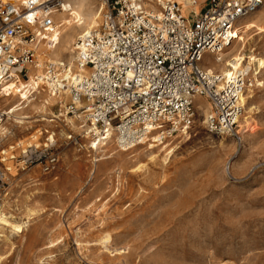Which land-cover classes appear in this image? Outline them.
<instances>
[{
	"label": "rangeland",
	"instance_id": "obj_1",
	"mask_svg": "<svg viewBox=\"0 0 264 264\" xmlns=\"http://www.w3.org/2000/svg\"><path fill=\"white\" fill-rule=\"evenodd\" d=\"M92 2L103 7L101 0ZM205 3L194 0L182 13L201 14ZM245 23L249 26L235 30L225 48L248 40L252 51L246 53L257 59L238 66L250 65L255 81L242 92L253 91V111L248 121L239 118L238 138L209 131L205 117L212 106L200 95L194 98L187 135L177 132L162 140L169 143L165 148H150L159 142L150 138L124 149L110 138L103 152H94L82 115L77 113L79 130L63 121L75 116L65 113L69 96L63 105L50 107L53 115L44 118L54 119L51 124L32 109L23 117L5 115L0 122V216L6 217L0 220V264H264V4ZM222 61L205 53L199 64L220 72ZM40 85L42 94L44 87L48 91L45 82ZM197 104H208L209 112L200 113ZM50 134L54 141L46 139ZM49 141L59 155L54 169L45 171L39 162L23 165L25 149Z\"/></svg>",
	"mask_w": 264,
	"mask_h": 264
},
{
	"label": "built area",
	"instance_id": "obj_2",
	"mask_svg": "<svg viewBox=\"0 0 264 264\" xmlns=\"http://www.w3.org/2000/svg\"><path fill=\"white\" fill-rule=\"evenodd\" d=\"M101 3L99 25L74 42V64L46 61L40 75L52 94L69 96L65 113L82 115L92 143L112 138L119 147L132 148L185 132L198 95L211 102L205 120L209 131L238 138L242 92L255 84L252 67L223 75L199 62L205 53L221 52L234 38L237 22L253 15L264 0H207L192 19L171 0L160 4V11L133 0ZM58 7L60 0H24L21 6L0 0V96L11 81L28 79L29 67H39L38 38L54 44L44 34L55 32L52 12ZM4 117L0 112V122ZM53 146L49 141L25 149L23 165L39 162L45 171L54 169L59 155Z\"/></svg>",
	"mask_w": 264,
	"mask_h": 264
},
{
	"label": "bare ground",
	"instance_id": "obj_3",
	"mask_svg": "<svg viewBox=\"0 0 264 264\" xmlns=\"http://www.w3.org/2000/svg\"><path fill=\"white\" fill-rule=\"evenodd\" d=\"M10 1L16 3L18 6H21L24 2V0H10ZM133 1L136 4L148 6V7H151L152 9H155L156 11H160L161 10L160 4H164V2L166 0H158V2H157V0H133ZM171 1L179 4V8H180L181 13H182V9L188 8L189 6H191L194 0H171ZM92 3H93L92 0H60V7L53 9L52 19H53V22L55 25V32L51 33L49 35H46V34H44V35H45V38L47 37L48 39H53V40H55V42H54V44H52L51 42H48L47 40H42V39L38 38V41L35 44V47H36V52H37V58L39 61V67L37 69H35L33 67H29L28 79L19 80L18 82L11 81L8 84L7 88L4 90V91H6V93H8V91L11 89V91L8 94H6L5 96L2 97L3 105H2L1 109H3L2 112H5L6 117H8V115H10V114H13L15 116L16 115L22 116V114L25 113L26 109H32V110H34L33 112L39 113V115L42 117L41 118L42 120H46L45 115L47 113H52V115H53V112L50 111V107L52 105H55L58 102H61L62 105L64 104V102L67 100V97H68L66 93L52 94V93H50L49 90H48L49 91L48 92L47 89L44 87V92L42 94V91H41L42 85H40V83L42 81H41L40 76H39V74L41 73V67H43L42 63L46 62V61H56L58 59H62L65 57L67 59V62L70 64L72 63V61H74L75 55L73 54V46H74L75 39L79 35H82L83 32H86L88 29L96 27L97 25H99L100 20H101L100 18H101V11H102L101 8L102 7L101 8H97V7L95 8V6H93ZM245 18H242L241 20H239L237 22L236 30L247 28L249 26V23L248 24L245 23ZM33 29L37 30L36 27H33ZM241 37H243V36H241ZM251 39H253V38H251ZM252 43H253V41H252ZM252 47H253V44H252ZM225 48H227V47H225ZM225 48L221 52L216 53L220 56V59L224 58V61H222L220 63L221 64L220 67L218 66L220 69V73L223 75H228L229 71L231 69H235L238 66H240V62L242 60L247 59L248 60V62L246 61L247 63H252V61L257 60L255 58V56H253L251 54L249 55L246 53L247 50L252 51V49L250 48V42L248 40H247V42L241 44L237 48L230 49V51H225ZM215 50H216V48H215ZM215 50H214V53H215ZM229 56L231 58L227 59V57H229ZM259 65H262V61L259 62ZM213 67L214 66H207V70L212 71V69H214ZM82 72L85 73V70L83 69ZM82 72H79V73H82ZM71 74L72 73L70 70L66 72L67 77L71 76ZM17 83H19V84H17ZM46 87H47V85H46ZM244 91H245V89H244ZM32 92H35V96L30 98V93H32ZM253 94L254 93L252 90H250V88L246 93H244V95L242 94L243 95V97H242L243 103H244V105H243L244 106V112L242 113V115L240 117L243 121H248L250 118L251 112L253 111L251 101H249L252 99ZM80 104H81L80 102H77L76 106L78 107V106H80ZM196 107L200 113L209 112L208 104L204 105L203 107L201 105L197 104ZM55 117H57V116L54 115V118ZM199 117L202 118L201 116H199ZM80 118L81 117L79 114H75L74 117L64 116L63 121H65L66 125H68V127H70L71 129L79 130L83 127V125H81V123H79L80 121L76 122V119L78 120ZM47 120L49 122V121H52L54 119L47 118ZM239 121H240V119H239ZM199 124H200V122H199ZM43 131H44V133H47V134L50 133L46 129ZM60 132H61V130H60ZM184 133H186V135H187L188 132L185 131ZM46 139L54 141V137L52 134L48 135V137ZM92 142L90 143V145L92 146V149L94 150V152H97V151L103 152L104 150L100 149L101 146L106 145L110 141L109 142H107V141L106 142H100V144H98V142H95V143H92ZM88 143H89V141H88ZM162 143L163 142H160V141L158 143H150L149 147L150 148H154V147L165 148L169 144V143L168 144L167 143L162 144ZM161 144H162V146H160ZM107 147H109V146H107ZM110 147H111V145H110ZM124 149H130V148H124ZM4 203H6V202H4ZM3 217H5V216H3ZM3 217L0 216V220L3 222H6V220ZM13 226L18 231L21 230V224L20 223L19 224L16 223Z\"/></svg>",
	"mask_w": 264,
	"mask_h": 264
},
{
	"label": "crops",
	"instance_id": "obj_4",
	"mask_svg": "<svg viewBox=\"0 0 264 264\" xmlns=\"http://www.w3.org/2000/svg\"><path fill=\"white\" fill-rule=\"evenodd\" d=\"M206 6H207V0H206V3H205V5H204V8H203V11H204V9L206 8ZM180 9V8H179ZM181 11V10H180ZM194 13H196V14H199L198 12H196V11H194V10H192V9H190V14L192 15V17L191 18H189V17H187V15L185 16V17H187L188 19H192L193 18V15H194Z\"/></svg>",
	"mask_w": 264,
	"mask_h": 264
}]
</instances>
